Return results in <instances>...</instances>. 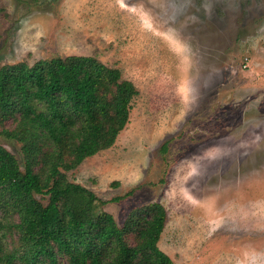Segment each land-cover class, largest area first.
<instances>
[{
	"label": "rangeland",
	"instance_id": "rangeland-1",
	"mask_svg": "<svg viewBox=\"0 0 264 264\" xmlns=\"http://www.w3.org/2000/svg\"><path fill=\"white\" fill-rule=\"evenodd\" d=\"M69 55L139 89L115 143L70 179L120 226L161 202L174 264H264V0H0V68Z\"/></svg>",
	"mask_w": 264,
	"mask_h": 264
},
{
	"label": "trees",
	"instance_id": "trees-1",
	"mask_svg": "<svg viewBox=\"0 0 264 264\" xmlns=\"http://www.w3.org/2000/svg\"><path fill=\"white\" fill-rule=\"evenodd\" d=\"M138 94L120 68L93 55L0 68V133L21 143L20 156L0 143V264H174L159 246L161 202L134 207L120 226L68 174L115 143ZM10 115L16 125L3 127ZM11 231L18 238L10 248Z\"/></svg>",
	"mask_w": 264,
	"mask_h": 264
}]
</instances>
